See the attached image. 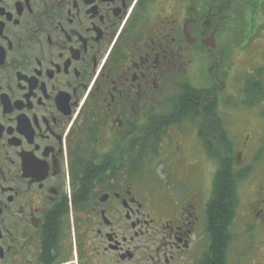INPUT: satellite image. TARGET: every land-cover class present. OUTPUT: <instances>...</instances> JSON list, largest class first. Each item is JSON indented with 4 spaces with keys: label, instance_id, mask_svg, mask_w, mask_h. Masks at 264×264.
Here are the masks:
<instances>
[{
    "label": "flooded vegetation",
    "instance_id": "1",
    "mask_svg": "<svg viewBox=\"0 0 264 264\" xmlns=\"http://www.w3.org/2000/svg\"><path fill=\"white\" fill-rule=\"evenodd\" d=\"M263 2L0 0V264L214 261L200 192L161 202L155 180L160 164L193 177L185 88L203 66L200 89L219 101L220 34ZM242 70V94L264 109V58ZM261 135L248 127L234 145L245 190L219 264H264Z\"/></svg>",
    "mask_w": 264,
    "mask_h": 264
},
{
    "label": "rangeland",
    "instance_id": "2",
    "mask_svg": "<svg viewBox=\"0 0 264 264\" xmlns=\"http://www.w3.org/2000/svg\"><path fill=\"white\" fill-rule=\"evenodd\" d=\"M254 9L259 15V19L257 24L254 23L251 31L242 33L241 31L243 29L244 22L239 17H236L231 28L226 29L220 34V43H222L221 49L224 62L223 67H220L219 71L221 73L222 71L227 73V77L225 79H228L226 80L228 87L226 91L221 92L219 101L224 103L229 102V105L232 106L227 107L223 104V108H218V111L227 127L234 145L238 144V137L240 136V133H244L248 127H251L258 136L262 134L261 136L264 138V132L261 131L264 127V120L260 119L256 115L257 112H263V106L257 104L259 98H255L253 100L254 106L250 105V98L247 101V96L241 92V89L244 86L243 78L245 74L242 69L248 67L249 64L255 60V58H261V55L264 58V53H262V51L258 48L260 43L264 44V2L263 9L262 7L257 6H255ZM247 22L249 25L250 15L248 16ZM261 40L263 41L259 42ZM249 54H251V56L254 58L249 56ZM233 59L238 64V68L236 71L234 69L229 71L227 67L229 65L228 61ZM205 72L206 68H203V66L197 67V80L194 82L196 84L195 86L198 88L210 86V78L207 77ZM261 79L264 80L263 77ZM214 83L215 80L211 77V86ZM240 102H242L241 105H239ZM182 120L184 121V119ZM183 125H186V129L188 132H190L187 138L184 140L182 148L184 152L194 155L195 163L193 177L164 174L162 165L160 164L158 166L159 175L157 174L155 180L159 188V191H157V196L162 202L165 201V199L169 196L175 195L179 192L180 193L178 195L184 194L187 191L185 189L191 187L189 190H198L200 192L201 196L200 199H198V208L201 206L205 209L206 203L211 197L213 179L217 169V162L214 160V158L210 157L208 150L201 140L199 131L198 134L193 136L191 124L184 123ZM254 157L255 156L252 155L251 159ZM143 170H145V168ZM255 170H257V168L252 171V174L255 172ZM138 179L142 182L140 178ZM244 187L245 186L242 185L241 182L238 184L237 179V198L238 194L240 196L243 195L245 190ZM237 203L238 201L236 199L233 217H235ZM202 241L203 246H208L210 244L209 235L204 237V239L202 238ZM237 249L238 247L235 248V252H237Z\"/></svg>",
    "mask_w": 264,
    "mask_h": 264
},
{
    "label": "trees",
    "instance_id": "3",
    "mask_svg": "<svg viewBox=\"0 0 264 264\" xmlns=\"http://www.w3.org/2000/svg\"><path fill=\"white\" fill-rule=\"evenodd\" d=\"M255 22L252 21L249 25L247 23L244 33L251 31ZM183 101L190 103L188 108H184V117L192 118L210 157L217 162L211 197L206 205V218L212 238L209 254L215 257L208 264H219V251L225 243L223 236L227 234L232 223L237 199L236 178L231 170L233 142L218 114L216 101L208 100L204 90L193 86L185 88V96L181 102Z\"/></svg>",
    "mask_w": 264,
    "mask_h": 264
}]
</instances>
